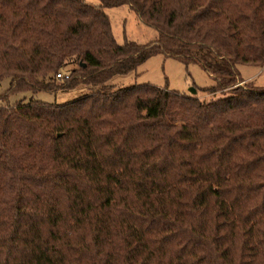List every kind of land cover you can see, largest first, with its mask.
<instances>
[{"label": "trees", "instance_id": "1", "mask_svg": "<svg viewBox=\"0 0 264 264\" xmlns=\"http://www.w3.org/2000/svg\"><path fill=\"white\" fill-rule=\"evenodd\" d=\"M98 1L0 0V264H264V88L236 86L264 66V0ZM124 5L153 41L116 43ZM155 56L221 96L110 84Z\"/></svg>", "mask_w": 264, "mask_h": 264}, {"label": "rangeland", "instance_id": "2", "mask_svg": "<svg viewBox=\"0 0 264 264\" xmlns=\"http://www.w3.org/2000/svg\"><path fill=\"white\" fill-rule=\"evenodd\" d=\"M83 2L90 6H99L98 0H83ZM103 12L110 22L112 35L119 45H122L125 40L143 45L157 37L156 31L143 25L128 6L105 8ZM239 72L243 80L236 86L264 88V66L262 68L240 66ZM110 84L115 87L152 85L166 88L182 96H191L200 101H210L221 96L219 92L215 94L201 92V89L211 87L213 80L200 66L192 64L186 67L175 60L164 59L161 56L150 58L137 68L136 74L113 78ZM9 86V78L1 80L0 95H3ZM60 86L61 82H57L56 87ZM191 88L196 90L194 95L190 93ZM86 92L83 86L73 90L58 89L57 91H40L35 94L20 92L10 95L7 105L19 102L27 104L30 101L45 105H63L77 100ZM1 105L5 104L1 103Z\"/></svg>", "mask_w": 264, "mask_h": 264}, {"label": "built area", "instance_id": "3", "mask_svg": "<svg viewBox=\"0 0 264 264\" xmlns=\"http://www.w3.org/2000/svg\"><path fill=\"white\" fill-rule=\"evenodd\" d=\"M56 78H57V79H62V80L64 79V80H65V79L68 78V76H67V75H63V74L60 73V74H57V75H56Z\"/></svg>", "mask_w": 264, "mask_h": 264}, {"label": "water", "instance_id": "4", "mask_svg": "<svg viewBox=\"0 0 264 264\" xmlns=\"http://www.w3.org/2000/svg\"><path fill=\"white\" fill-rule=\"evenodd\" d=\"M190 93L194 95V94L196 93V90L193 89V88H191V89H190Z\"/></svg>", "mask_w": 264, "mask_h": 264}]
</instances>
